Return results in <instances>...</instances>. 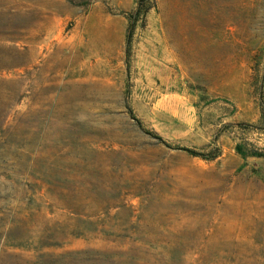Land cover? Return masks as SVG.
Listing matches in <instances>:
<instances>
[{
  "label": "rangeland",
  "instance_id": "374dc122",
  "mask_svg": "<svg viewBox=\"0 0 264 264\" xmlns=\"http://www.w3.org/2000/svg\"><path fill=\"white\" fill-rule=\"evenodd\" d=\"M0 264H264V0H0Z\"/></svg>",
  "mask_w": 264,
  "mask_h": 264
},
{
  "label": "trees",
  "instance_id": "16d2710c",
  "mask_svg": "<svg viewBox=\"0 0 264 264\" xmlns=\"http://www.w3.org/2000/svg\"><path fill=\"white\" fill-rule=\"evenodd\" d=\"M192 154H195L194 152H191Z\"/></svg>",
  "mask_w": 264,
  "mask_h": 264
}]
</instances>
